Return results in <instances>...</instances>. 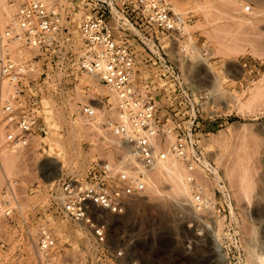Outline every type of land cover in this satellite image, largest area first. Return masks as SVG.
<instances>
[{
	"label": "rangeland",
	"instance_id": "rangeland-1",
	"mask_svg": "<svg viewBox=\"0 0 264 264\" xmlns=\"http://www.w3.org/2000/svg\"><path fill=\"white\" fill-rule=\"evenodd\" d=\"M4 1L2 29L15 12ZM170 1L173 8L180 6L183 34L130 25L123 33L136 54V80L152 81L148 90L157 103L163 145L192 128L193 148L201 154L195 179L202 201L194 198L191 186L176 193L172 179L157 166L127 212L110 218L109 246L123 249L124 257H100L99 264H264V0ZM70 33L81 49L79 30L74 26ZM168 67L175 78L164 73ZM47 87L45 112L52 111L41 133L22 147L8 145L0 132V200L9 199L16 208L14 222L0 214V259L12 264L35 262L25 222L47 208L53 185L44 176H54L55 182L82 179L97 162L113 163L121 156L109 130L89 126L77 115L78 105L88 100L111 107L109 89L83 73L73 90ZM54 124L57 134L50 133ZM49 137L59 144L51 151L42 140ZM9 184L12 190L6 191ZM60 221L64 231L77 230L79 237L63 255L73 260L91 255L84 249L87 235ZM29 230L36 239L37 225Z\"/></svg>",
	"mask_w": 264,
	"mask_h": 264
},
{
	"label": "built area",
	"instance_id": "built-area-1",
	"mask_svg": "<svg viewBox=\"0 0 264 264\" xmlns=\"http://www.w3.org/2000/svg\"><path fill=\"white\" fill-rule=\"evenodd\" d=\"M8 4L15 12L0 28V132L4 141L27 146L47 124L45 87L54 92L73 90L83 73L109 89L114 104L109 107L100 101L99 108L88 100L78 105L77 115L89 126L109 130L121 149L117 161L97 162L85 178L62 177L55 182L45 211L32 223L25 222L33 244L32 263L99 264L100 257L121 259L123 249L112 251L109 246L110 218L127 212L130 201L146 190L150 172L170 155L182 160L192 195L202 201L203 189L195 179L201 154L193 148L192 128L163 145L157 103L148 90L152 81L141 85L136 80V54L123 33L128 25L143 24L159 33L180 34L186 22L174 12L170 0H8ZM80 12L75 26L81 42L78 50L70 31ZM166 68L164 73L175 78L174 70ZM7 190H12L11 184ZM15 210L9 199L0 200L4 218L13 221ZM62 219L83 231L84 238L87 235L89 247L84 249L91 255L76 260L63 255L64 248H72L79 237L62 229ZM32 225H37L36 239L29 230ZM0 264L12 263L0 259Z\"/></svg>",
	"mask_w": 264,
	"mask_h": 264
},
{
	"label": "bare ground",
	"instance_id": "bare-ground-1",
	"mask_svg": "<svg viewBox=\"0 0 264 264\" xmlns=\"http://www.w3.org/2000/svg\"><path fill=\"white\" fill-rule=\"evenodd\" d=\"M4 1V0H3ZM6 4L5 3V1L4 2H2V4ZM7 5V4H6ZM6 5H5V7H6ZM8 6V5H7ZM4 7V8H5ZM180 6H178V4H176V6L173 8L174 9V11H175V13L176 14H178V15H180V17H181V19L182 20H184V18L182 17V13H181V10H180V8H179ZM6 8H8V7H6ZM9 9V8H8ZM79 14V13H78ZM12 18V17H11ZM79 15H76L75 16V20H74V23H75V25L74 26H76L77 25V23H78V21H79ZM131 26H133V25H131ZM134 27V26H133ZM73 28V27H72ZM188 29V28H187ZM186 31V26H185V24H184V27H183V29H182V31H181V33L183 34L184 32ZM186 46V45H185ZM192 52H194V51H190V53H192ZM199 56L200 57H202V54H199ZM202 59H204L203 57H202ZM205 60V59H204ZM90 80V79H89ZM110 91V90H109ZM100 92V94H101V91H99ZM93 93V92H92ZM102 93H103V91H102ZM78 94V93H77ZM90 94V93H89ZM92 95V94H91ZM114 96V95H113ZM113 99V98H112ZM45 100V99H44ZM46 101V100H45ZM46 105H47V103H46ZM98 105V104H97ZM48 106H49V103H48ZM99 107H100V105H99ZM52 109V108H51ZM48 111H52V110H48ZM48 111H47V113H48ZM46 113V112H45ZM46 113V114H47ZM50 113V112H49ZM48 113V114H49ZM53 114V113H52ZM52 114H50V115H52ZM49 116V115H48ZM53 117H54V115H53ZM52 117V118H53ZM45 120H46V122H48L49 120H48V117L46 116L45 117ZM54 123H55V121H54ZM52 126V125H51ZM50 126V131H51V129H52V132H50L51 134H57V125L56 124H54L52 127ZM171 137H173V135L171 134L170 135ZM53 137H49V138H44V139H42L43 140V142H45V144H46V147H48L49 148V150L51 149H53L55 146H57V145H59L58 144V142H57V140H53L52 139ZM169 142V141H168ZM166 144V143H165ZM48 150V149H47ZM50 150V151H51ZM54 151V150H53ZM180 162H181V164H182V166H183V163H182V160H180V159H178V158H176L175 156H172V155H170L169 157H168V159L165 161V162H162V163H160L158 166H159V169H160V171L164 174H168V177H170L172 180L171 181H173V189H174V191L176 192V193H179V192H189V189H188V187H190V185L188 184V181L186 182V180L189 178L188 176H187V179H185L186 178V176H185V174H184V171H183V167H181V165H180ZM185 167V166H184ZM184 170H185V168H184ZM183 171V172H182ZM44 180H45V182L46 183H49L50 185H54L55 184V181H54V176H51V177H48V176H44ZM190 194V193H189ZM76 233H77V230H76ZM80 234V233H79Z\"/></svg>",
	"mask_w": 264,
	"mask_h": 264
},
{
	"label": "crops",
	"instance_id": "crops-1",
	"mask_svg": "<svg viewBox=\"0 0 264 264\" xmlns=\"http://www.w3.org/2000/svg\"><path fill=\"white\" fill-rule=\"evenodd\" d=\"M143 28H149V27H147L146 25H143V24H141V25H139V26H136V29H139V30H142ZM137 37H139V36H137ZM140 39H142L143 41H144V38H142V37H139ZM145 42V41H144ZM151 83V82H150ZM150 87V86H149ZM152 89V88H151ZM149 93L152 95V94H154V93H151V90H149ZM153 96V95H152Z\"/></svg>",
	"mask_w": 264,
	"mask_h": 264
}]
</instances>
